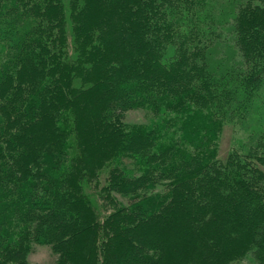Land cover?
Returning a JSON list of instances; mask_svg holds the SVG:
<instances>
[{
  "label": "trees",
  "instance_id": "trees-1",
  "mask_svg": "<svg viewBox=\"0 0 264 264\" xmlns=\"http://www.w3.org/2000/svg\"><path fill=\"white\" fill-rule=\"evenodd\" d=\"M35 243L56 264H264V0H0V264Z\"/></svg>",
  "mask_w": 264,
  "mask_h": 264
},
{
  "label": "rangeland",
  "instance_id": "rangeland-1",
  "mask_svg": "<svg viewBox=\"0 0 264 264\" xmlns=\"http://www.w3.org/2000/svg\"><path fill=\"white\" fill-rule=\"evenodd\" d=\"M223 37H227V34L225 32L222 33ZM229 45L226 44L225 40L223 39V42L221 44L217 43L213 49V58L216 59H222L226 58V62H231L229 60V57L234 50H232ZM87 116V115H86ZM149 118V115L143 110V109H131L124 113V119L127 122H145ZM85 119H90L89 117H85ZM245 126H249V120L247 121V124H243V126H226L223 130L221 139H220V152L219 155L221 157H224L228 149L233 146V144H237L238 139L245 138L246 133H248V128ZM91 156H95V165H92L90 167L96 168L104 163H100L99 160V153L94 149L90 151ZM119 201H122V199L118 196L117 197ZM119 202L118 200H115V202ZM107 210L108 208L111 209L110 203L106 204ZM109 211V210H108ZM111 240V239H110ZM115 241H112L113 247L116 248L117 244L114 243ZM28 261L31 264H56L58 255L53 252L50 245L48 244H38L35 243L33 245L32 251L28 254ZM233 264H257L252 256L251 253H249L246 257L242 258L239 261L234 262Z\"/></svg>",
  "mask_w": 264,
  "mask_h": 264
}]
</instances>
